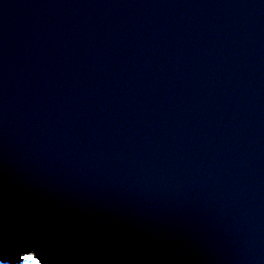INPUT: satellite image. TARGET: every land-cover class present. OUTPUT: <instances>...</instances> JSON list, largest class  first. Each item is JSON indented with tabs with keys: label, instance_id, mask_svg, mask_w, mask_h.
I'll return each instance as SVG.
<instances>
[{
	"label": "water",
	"instance_id": "95a60500",
	"mask_svg": "<svg viewBox=\"0 0 264 264\" xmlns=\"http://www.w3.org/2000/svg\"><path fill=\"white\" fill-rule=\"evenodd\" d=\"M264 264V0H0V259Z\"/></svg>",
	"mask_w": 264,
	"mask_h": 264
},
{
	"label": "snow or ice",
	"instance_id": "6c2138e0",
	"mask_svg": "<svg viewBox=\"0 0 264 264\" xmlns=\"http://www.w3.org/2000/svg\"><path fill=\"white\" fill-rule=\"evenodd\" d=\"M34 255L35 254L31 252H27V255L24 257L25 264H41V260L36 261L35 259L32 258ZM0 264H6V261L3 259H0Z\"/></svg>",
	"mask_w": 264,
	"mask_h": 264
},
{
	"label": "rangeland",
	"instance_id": "374dc122",
	"mask_svg": "<svg viewBox=\"0 0 264 264\" xmlns=\"http://www.w3.org/2000/svg\"><path fill=\"white\" fill-rule=\"evenodd\" d=\"M26 255H27V254L21 256L22 258L20 259V261L17 262V263H14V264H25L24 257H25ZM32 258L36 260V258H35L34 256H33ZM36 261H37V260H36ZM6 264H8V263H6Z\"/></svg>",
	"mask_w": 264,
	"mask_h": 264
}]
</instances>
